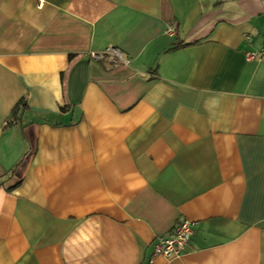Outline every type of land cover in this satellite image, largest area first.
Wrapping results in <instances>:
<instances>
[{
    "label": "crops",
    "instance_id": "obj_1",
    "mask_svg": "<svg viewBox=\"0 0 264 264\" xmlns=\"http://www.w3.org/2000/svg\"><path fill=\"white\" fill-rule=\"evenodd\" d=\"M262 49L264 0H0V264H264Z\"/></svg>",
    "mask_w": 264,
    "mask_h": 264
},
{
    "label": "built area",
    "instance_id": "obj_2",
    "mask_svg": "<svg viewBox=\"0 0 264 264\" xmlns=\"http://www.w3.org/2000/svg\"><path fill=\"white\" fill-rule=\"evenodd\" d=\"M175 30L174 25L166 28V33L171 34ZM90 57L97 61L110 60L114 64L128 66L131 60L124 53L115 47H107L98 52H91ZM248 60L264 59V49L257 53L246 54ZM196 223L189 220H182L174 230L166 237H156L153 243V254L166 260H173L181 257L194 234Z\"/></svg>",
    "mask_w": 264,
    "mask_h": 264
},
{
    "label": "trees",
    "instance_id": "obj_3",
    "mask_svg": "<svg viewBox=\"0 0 264 264\" xmlns=\"http://www.w3.org/2000/svg\"><path fill=\"white\" fill-rule=\"evenodd\" d=\"M27 108L26 106V102L25 100L22 98L18 101V103L14 106V108L12 109V115H11V119L13 121H15L19 111H23ZM63 110V108L61 109Z\"/></svg>",
    "mask_w": 264,
    "mask_h": 264
}]
</instances>
